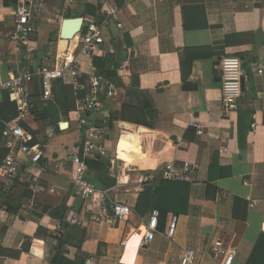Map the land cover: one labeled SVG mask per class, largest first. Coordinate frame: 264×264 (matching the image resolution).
<instances>
[{
    "label": "crops",
    "instance_id": "obj_1",
    "mask_svg": "<svg viewBox=\"0 0 264 264\" xmlns=\"http://www.w3.org/2000/svg\"><path fill=\"white\" fill-rule=\"evenodd\" d=\"M24 3L36 31L17 48L6 37L14 7L0 0V78L34 71L45 57L48 66H53L59 56L72 59L86 79L96 73L93 56L117 51L124 57L120 58L114 95L108 99L102 94V114H89L91 124H97L101 115L109 123L104 145L110 170L87 174L97 189L108 191L105 202L76 196L68 180L71 167L67 159L83 139V128L70 118L81 93L72 89L68 76L53 81L46 102L58 106L61 121L67 123L61 127L50 124L46 111L38 109L45 101L38 82L31 84V116L20 124L39 145L40 168L20 155L23 170L14 178H0V206L6 207L2 202L6 197L14 206L19 200L22 203L16 213L7 209L0 214V245L20 251L17 257L0 256V264H51L55 235L64 243V255L83 264H179L186 249L195 250L193 264H217L218 258L210 252L217 237L236 250L231 264H246L258 242L264 252V70L256 72L264 65V0L117 4L122 27L112 22L104 25V43L92 57L78 55L76 39L62 40L59 32L63 19L92 15L90 7L97 6V0ZM29 52L33 53L31 62L26 57ZM225 55L238 57L244 71V91L235 111L221 106L219 61ZM33 107L44 113V120L32 112ZM111 113L118 118L110 122ZM143 116L148 125L139 124ZM1 118L0 112V125L6 129L17 116L5 123ZM3 133L0 160L7 152ZM60 160H66L63 169L58 167ZM182 161L198 164L193 182L162 179L165 163ZM31 174L40 175L45 190L36 197L33 209L26 211V198L21 195ZM151 190L156 191L153 199L143 195L138 202L141 192ZM112 201L131 207L127 218L114 224L106 220L112 213ZM149 205L158 213L163 208L171 211L160 219L161 228L153 240L140 247L138 239L152 212ZM60 207L67 208L62 219L56 216ZM170 215L177 216V225L168 239L164 231ZM71 219L76 223L71 224ZM79 229L85 230L80 249L71 244Z\"/></svg>",
    "mask_w": 264,
    "mask_h": 264
},
{
    "label": "built area",
    "instance_id": "obj_2",
    "mask_svg": "<svg viewBox=\"0 0 264 264\" xmlns=\"http://www.w3.org/2000/svg\"><path fill=\"white\" fill-rule=\"evenodd\" d=\"M25 0H20L18 5L14 7V19L12 28L8 31L7 40L18 48L20 43L28 42V35L36 31V26L30 22V12L27 9ZM121 6H128L135 0H120ZM98 19L96 16L88 15L83 17L82 28L79 34L74 38L75 46L78 49V55L92 57L100 51V46L104 43L103 27L108 22L115 24L117 28H121L122 24L119 18L120 7L114 0H97ZM62 56V53H61ZM29 62L33 59V53L27 54ZM47 58H44L43 65L31 71L29 69L18 71L8 78H0V97L6 94L9 101H13L17 108V118L15 122L8 125L3 133L5 139L4 146L7 150L4 157L0 160V177L12 178L23 170V162L19 160V156L23 155L28 161L40 168L39 160L42 153L38 144H31L33 135L25 129L20 122H24L31 116L30 109V86L36 80L41 89V96L44 101L50 99L52 95L53 81L65 76L69 77V84L75 92L81 95L77 98L74 109L70 112V118L83 128V139L78 150L71 154L67 159L71 167L68 180L72 191L76 196L83 200L94 202L99 199L105 202L108 198V191L105 189H97L90 181H88V167L85 160L89 157H105L104 139L108 131V121L101 115L97 124H91L89 114H102V102L100 96L110 99L116 90V85L96 74L89 75L83 79L81 73L74 65L71 59L56 56L53 66H48ZM58 62L61 64L58 66ZM219 70L221 78V106L225 111H235L238 109V101L242 95L241 81L244 75L241 61L238 57L225 55L219 61ZM264 65H260L257 69L258 74H262ZM252 123L251 127L254 128ZM66 160L58 162L59 169H63L67 163ZM111 164V163H110ZM198 170L196 162L182 161L180 163L167 162L161 169V177L163 180L170 182H193L195 174ZM28 197L25 199L23 209L31 211L35 206V199L44 192L40 175L31 174L26 180ZM53 191V189H50ZM112 214L106 218L110 223H117L125 220L131 212V207L126 203L112 201L109 204ZM103 209V208H102ZM7 208L0 206V214H5ZM159 213L152 210L149 220L145 226L144 235L138 239V246L143 247L150 243L159 225ZM99 218H94L98 221ZM71 224L76 223L75 219L70 220ZM177 225V216L170 215L164 235L170 239L173 237ZM121 245L125 244V240L120 241ZM210 252L218 258L217 264H231L236 255V250L228 245L224 238L217 237L211 244ZM195 259V250L186 249L181 253L179 264H193Z\"/></svg>",
    "mask_w": 264,
    "mask_h": 264
},
{
    "label": "trees",
    "instance_id": "obj_3",
    "mask_svg": "<svg viewBox=\"0 0 264 264\" xmlns=\"http://www.w3.org/2000/svg\"><path fill=\"white\" fill-rule=\"evenodd\" d=\"M114 1L116 4L121 6L120 0H114ZM19 2H20V0H3V4L5 6H12V7H16ZM90 8L93 9L92 15L96 16L98 19H100L98 17V6L90 7ZM121 57L123 58L124 56H121ZM121 57H119V55L117 54V51L104 53L100 56H93L92 57V64L96 69L95 74L97 76H101L105 80L113 82L114 84H117L115 81H117L119 83V80L117 77V70L120 66V61H121L120 58ZM33 108H34V110H33ZM33 108H32V112L34 114L36 113V116L38 117V119L44 120L45 119L44 113L35 112L36 109H35V107H33ZM0 112L2 114L1 120L4 123L10 122L11 120H13V118H15L17 116L16 104L13 101H8L6 94L4 95L3 101L0 102ZM151 113H153V112L150 111V114ZM121 117L123 118V116H121ZM117 118L118 117L115 113H113V114L111 113L110 118L108 120L111 122L112 120L117 119ZM122 118H120V119H122ZM143 118L144 119L142 121H140L139 124L148 125V122L144 116H143ZM4 130H5V126L2 123L0 125V135H2ZM31 144H33V141L31 142ZM85 162H86L87 167H88V174H89V172L108 173L110 170V166H111L110 161L108 159H106L105 157H98V156L89 157L85 160ZM142 172L144 173V175H147V173H148L147 171H144V170ZM91 181L90 182L93 184V180H91ZM166 182H169V181H166ZM172 183H174V182H172ZM25 189H26L25 193L23 195H21L22 198L28 197L27 187ZM158 190H163V187L159 186ZM155 194H156V191H154V190H151L149 192H141L139 195L138 202L141 200V197L143 195H149L150 197H152L151 199H153ZM0 198H1V196H0ZM2 202H4L6 204V208L8 209V211L10 213H16L22 204L19 200L18 204L16 206H14L12 203L8 202L7 197L4 198L2 200ZM137 207H138V204L136 206V210L139 211L140 206L138 208ZM152 208H153L152 206H150V205L148 206L149 212H151ZM56 210L58 211L56 213L57 218L62 219L63 218L62 213H65L67 211V208L66 207H60ZM170 211H171V208H169V209L163 208V209L159 210V216H158L159 225H160V221H161L160 219H163V217H165L166 214ZM159 225H158V229L161 228V226H159ZM78 234H79L78 238L75 241H72L71 244H73L76 248L80 249V245L83 242V239L85 237V230L79 229ZM53 238L56 239V246L53 247L51 264H83L82 260H70V259H68L64 255L65 252L62 248L64 243H63L62 239L57 237L56 235ZM19 254H20V251H18V250L6 249L2 245H0V256L17 257ZM263 263H264V252H262L260 250V243L258 242V243H256V245H255V247H254V249H253V251H252V253H251L246 264H263Z\"/></svg>",
    "mask_w": 264,
    "mask_h": 264
},
{
    "label": "water",
    "instance_id": "obj_4",
    "mask_svg": "<svg viewBox=\"0 0 264 264\" xmlns=\"http://www.w3.org/2000/svg\"><path fill=\"white\" fill-rule=\"evenodd\" d=\"M82 17L65 18L62 21L59 38L65 41L73 39L80 33L82 28ZM241 90L244 91V79L241 81ZM40 111H46L47 119L50 124H60L66 127L67 123L61 121L60 110L54 102H40L37 105ZM29 250V247L27 248Z\"/></svg>",
    "mask_w": 264,
    "mask_h": 264
}]
</instances>
